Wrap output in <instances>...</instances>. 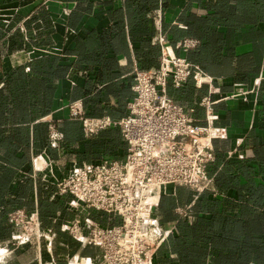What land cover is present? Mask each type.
Returning a JSON list of instances; mask_svg holds the SVG:
<instances>
[{
  "label": "crops",
  "instance_id": "0c3cea01",
  "mask_svg": "<svg viewBox=\"0 0 264 264\" xmlns=\"http://www.w3.org/2000/svg\"><path fill=\"white\" fill-rule=\"evenodd\" d=\"M159 36L198 42L174 52L212 83L168 94L200 124L212 103L219 137L211 191L162 188L155 214L169 235L147 264H264V0H0V264L100 263L64 227L118 219L56 185L74 167L122 160L126 144L116 128L85 136L70 106L126 116L134 72L159 67ZM16 210L38 216V240L20 242Z\"/></svg>",
  "mask_w": 264,
  "mask_h": 264
},
{
  "label": "built area",
  "instance_id": "2783aa9c",
  "mask_svg": "<svg viewBox=\"0 0 264 264\" xmlns=\"http://www.w3.org/2000/svg\"><path fill=\"white\" fill-rule=\"evenodd\" d=\"M160 64L154 71H135L133 98L127 114L120 120L87 116L78 104L70 106L71 118L78 119L87 137L116 128L126 144L122 160L104 159L74 167L56 185L60 196L86 210L113 215L114 226H100L89 218L75 220L64 227L74 239L100 251L99 264H147L148 253L168 237L155 208L162 188L176 185L188 188L198 198L212 190L207 167L214 159L212 142L219 137L211 111L212 103L203 101L206 113L202 124L168 94V87L179 90L189 79L197 88L211 84L202 70L174 50H193L198 42L184 40L175 48L159 36ZM53 131V128H51ZM57 134L51 136L52 144ZM179 214H183L179 210ZM21 230L20 242L40 238L36 214L16 210L9 215Z\"/></svg>",
  "mask_w": 264,
  "mask_h": 264
},
{
  "label": "rangeland",
  "instance_id": "374dc122",
  "mask_svg": "<svg viewBox=\"0 0 264 264\" xmlns=\"http://www.w3.org/2000/svg\"><path fill=\"white\" fill-rule=\"evenodd\" d=\"M173 100V99H172ZM24 211V210H23Z\"/></svg>",
  "mask_w": 264,
  "mask_h": 264
}]
</instances>
